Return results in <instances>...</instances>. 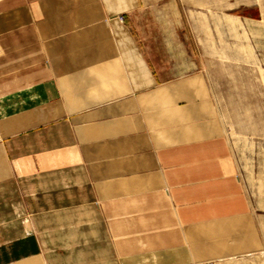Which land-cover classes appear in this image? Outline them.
<instances>
[{
    "label": "crops",
    "instance_id": "1",
    "mask_svg": "<svg viewBox=\"0 0 264 264\" xmlns=\"http://www.w3.org/2000/svg\"><path fill=\"white\" fill-rule=\"evenodd\" d=\"M191 1L0 0V264L264 256Z\"/></svg>",
    "mask_w": 264,
    "mask_h": 264
},
{
    "label": "rangeland",
    "instance_id": "2",
    "mask_svg": "<svg viewBox=\"0 0 264 264\" xmlns=\"http://www.w3.org/2000/svg\"><path fill=\"white\" fill-rule=\"evenodd\" d=\"M257 3L264 9V0L191 1L185 6V26L195 31L187 34L189 41H200L196 55L231 144L238 175L251 202L264 208V15L247 19L252 17L246 7ZM238 263L264 264V256Z\"/></svg>",
    "mask_w": 264,
    "mask_h": 264
},
{
    "label": "built area",
    "instance_id": "3",
    "mask_svg": "<svg viewBox=\"0 0 264 264\" xmlns=\"http://www.w3.org/2000/svg\"><path fill=\"white\" fill-rule=\"evenodd\" d=\"M192 264H222L219 260H208L200 263H192Z\"/></svg>",
    "mask_w": 264,
    "mask_h": 264
}]
</instances>
